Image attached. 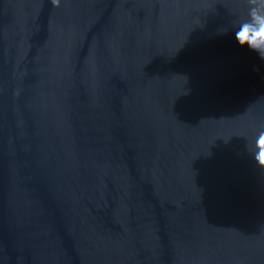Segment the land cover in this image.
I'll return each mask as SVG.
<instances>
[{
    "label": "water",
    "instance_id": "95a60500",
    "mask_svg": "<svg viewBox=\"0 0 264 264\" xmlns=\"http://www.w3.org/2000/svg\"><path fill=\"white\" fill-rule=\"evenodd\" d=\"M257 21L264 0H0V264H264Z\"/></svg>",
    "mask_w": 264,
    "mask_h": 264
},
{
    "label": "clouds",
    "instance_id": "9594fccd",
    "mask_svg": "<svg viewBox=\"0 0 264 264\" xmlns=\"http://www.w3.org/2000/svg\"><path fill=\"white\" fill-rule=\"evenodd\" d=\"M253 28L255 29L254 32ZM245 30H247L246 38L241 37V33L245 32ZM236 39L239 45H248L251 50L264 59V21H257L254 25L248 23L242 24ZM261 163L264 164V159L261 160Z\"/></svg>",
    "mask_w": 264,
    "mask_h": 264
},
{
    "label": "snow or ice",
    "instance_id": "6c2138e0",
    "mask_svg": "<svg viewBox=\"0 0 264 264\" xmlns=\"http://www.w3.org/2000/svg\"><path fill=\"white\" fill-rule=\"evenodd\" d=\"M241 37H245V38L247 37V30H245V32L241 33Z\"/></svg>",
    "mask_w": 264,
    "mask_h": 264
}]
</instances>
